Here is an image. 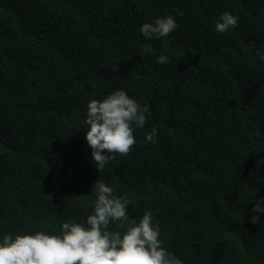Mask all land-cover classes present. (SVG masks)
<instances>
[{
	"label": "trees",
	"instance_id": "16d2710c",
	"mask_svg": "<svg viewBox=\"0 0 264 264\" xmlns=\"http://www.w3.org/2000/svg\"><path fill=\"white\" fill-rule=\"evenodd\" d=\"M225 11L238 27L218 33ZM167 16L176 30L145 40L141 26ZM258 51L264 0H0V243L85 223L99 179L131 198L130 218L153 213L183 264H264ZM117 90L149 111L129 154L97 171L88 103Z\"/></svg>",
	"mask_w": 264,
	"mask_h": 264
},
{
	"label": "clouds",
	"instance_id": "9594fccd",
	"mask_svg": "<svg viewBox=\"0 0 264 264\" xmlns=\"http://www.w3.org/2000/svg\"><path fill=\"white\" fill-rule=\"evenodd\" d=\"M238 27V17L223 12L215 25L218 33ZM177 28L172 16L157 18L154 23H144L140 32L145 40L167 37ZM152 46L145 43L142 54H151ZM264 60V51H258ZM168 57L159 56L157 63H168ZM148 105H141L124 90H117L102 101L88 103L85 123L89 125L86 140L92 149L96 169L103 170L114 157L112 153L127 155L136 143L135 127H144ZM157 129L146 134V141L155 142ZM93 212L85 223L63 222L61 235L5 234L0 243V264H183L168 252L159 239L158 225L153 224V213L145 211L139 222L128 215V205L133 201L127 195L117 196L113 188L97 180ZM252 224L260 222L264 212L260 202L252 209ZM110 222H119L124 231H109Z\"/></svg>",
	"mask_w": 264,
	"mask_h": 264
}]
</instances>
